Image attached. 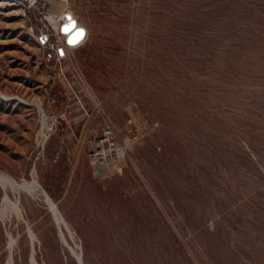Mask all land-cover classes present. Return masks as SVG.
I'll return each instance as SVG.
<instances>
[{
	"label": "rangeland",
	"instance_id": "1",
	"mask_svg": "<svg viewBox=\"0 0 264 264\" xmlns=\"http://www.w3.org/2000/svg\"><path fill=\"white\" fill-rule=\"evenodd\" d=\"M0 172V264H264V0H0Z\"/></svg>",
	"mask_w": 264,
	"mask_h": 264
},
{
	"label": "bare ground",
	"instance_id": "2",
	"mask_svg": "<svg viewBox=\"0 0 264 264\" xmlns=\"http://www.w3.org/2000/svg\"><path fill=\"white\" fill-rule=\"evenodd\" d=\"M59 19L60 20L62 19L63 21H65L67 19L66 12L62 14V16L59 17ZM58 20L56 21L55 24H56V27L58 26V28H60L62 25L58 22ZM120 150L123 153L124 149H120ZM97 157H98V154H96L95 158L97 159ZM113 164L114 162L112 161L102 162L101 160L98 159L96 166L98 170L102 171V170L110 168ZM0 183H1V186L5 190H7L8 188H12L15 191H26V192L33 193V194H43L46 200L49 202L54 215L56 216L57 219H59L60 216L58 214L59 211H58V207L56 203L52 200V198L49 196L46 190L36 180H28L25 178L24 180L19 181L15 177L11 176L10 174L0 172ZM9 209H10V206L8 202H5V204L1 207V216L3 218L5 217ZM79 259H80L79 260L80 264H84L82 259L81 258Z\"/></svg>",
	"mask_w": 264,
	"mask_h": 264
},
{
	"label": "water",
	"instance_id": "3",
	"mask_svg": "<svg viewBox=\"0 0 264 264\" xmlns=\"http://www.w3.org/2000/svg\"><path fill=\"white\" fill-rule=\"evenodd\" d=\"M66 17L67 19L64 21L63 25H62V31L63 33H65L67 35V43L69 45H77L79 43H81L87 34V30L85 27L81 26L78 24L76 18L73 16V14L71 12H66ZM83 30V38L79 39V42L77 43H73L72 41L77 40L78 39V32L80 30ZM46 37H42V41L45 42ZM63 52V50H62Z\"/></svg>",
	"mask_w": 264,
	"mask_h": 264
},
{
	"label": "built area",
	"instance_id": "4",
	"mask_svg": "<svg viewBox=\"0 0 264 264\" xmlns=\"http://www.w3.org/2000/svg\"><path fill=\"white\" fill-rule=\"evenodd\" d=\"M28 1H30V2H32V0H28ZM43 35V34H42ZM43 36H46V40H45V44H50V46L52 47V46H54L53 44L51 45V43H50V40H51V36L49 35V34H44ZM54 48V47H53ZM59 49V48H58Z\"/></svg>",
	"mask_w": 264,
	"mask_h": 264
},
{
	"label": "snow or ice",
	"instance_id": "5",
	"mask_svg": "<svg viewBox=\"0 0 264 264\" xmlns=\"http://www.w3.org/2000/svg\"><path fill=\"white\" fill-rule=\"evenodd\" d=\"M83 35H84V33H83V30L81 29L79 32H78V39L77 40H74V41H72L73 43H77V42H79V39H82L83 38Z\"/></svg>",
	"mask_w": 264,
	"mask_h": 264
}]
</instances>
